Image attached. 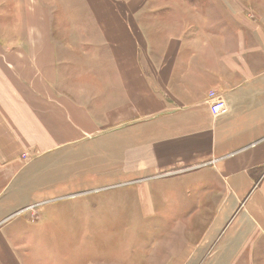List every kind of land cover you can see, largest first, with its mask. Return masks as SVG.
Wrapping results in <instances>:
<instances>
[{
  "label": "crops",
  "instance_id": "crops-1",
  "mask_svg": "<svg viewBox=\"0 0 264 264\" xmlns=\"http://www.w3.org/2000/svg\"><path fill=\"white\" fill-rule=\"evenodd\" d=\"M10 6L0 12V264H264V0H0ZM212 91L228 105L220 116ZM98 156L133 163L120 181L168 184L152 190L170 221L147 255L136 254L142 241L135 255L129 241L123 256L68 252L79 243L48 241L52 221L12 226L37 202L76 196L63 195L67 171ZM70 227L95 239L90 219Z\"/></svg>",
  "mask_w": 264,
  "mask_h": 264
},
{
  "label": "rangeland",
  "instance_id": "rangeland-1",
  "mask_svg": "<svg viewBox=\"0 0 264 264\" xmlns=\"http://www.w3.org/2000/svg\"><path fill=\"white\" fill-rule=\"evenodd\" d=\"M13 9L14 6L0 8V12L12 11ZM18 10L22 11L24 8L18 6ZM5 17V14L4 16L0 15V19H5ZM11 19L7 21L8 24L10 21L12 23L20 21L18 16ZM0 25H6V22L1 21ZM1 40L7 45L12 41V38H3ZM94 164L72 172L67 171V176L71 179V182L64 185L63 195L72 194L76 196L54 203H47L50 199L37 202L30 206L29 211L26 210V214L21 218L15 219L12 222L14 223L12 226L18 223V227L22 229L19 225L23 224L24 219L40 220L42 223L47 222V220L48 222L52 221L51 227L54 230L47 232L43 230L42 233H46L48 241L49 238H58L64 245L66 242L72 243V239L79 243L76 246L72 244L73 248L70 245H67V247L66 245L63 246L68 252L74 250L78 254L101 255L100 257L118 254L123 256V243L129 241L130 246H127V255H135V244L137 241H142L144 244L137 249L136 254L140 257L147 255L152 240L159 238V233H165L166 222L170 221L166 218L167 214L163 212L168 199L152 197V190L164 191L167 189L168 184L164 182L165 180L153 185L147 182L120 181V178L134 177L133 163L130 166L128 165L127 168H120L118 164L112 167H105L102 165L101 156H98V159H94ZM66 174L65 172L64 175ZM142 205L144 209L139 208ZM48 207L56 209L49 210L50 213L45 214L44 209ZM156 209L161 212L160 215L154 213ZM86 219H90L93 222V232L100 236L95 235L94 240L86 237H79L75 240L76 233L71 229L70 224L76 221L81 225ZM104 221L107 228L101 230L99 229V223ZM157 221L159 225L161 224L159 229L156 228V225L154 230H152L151 222L157 223ZM59 222L64 223L62 224L63 228L58 225ZM138 223L139 228L135 229ZM12 226L9 227L11 228ZM162 226L163 229H161ZM81 240H87L93 244L87 247L81 244ZM35 256H38V252H36ZM96 259L97 261H103L101 258Z\"/></svg>",
  "mask_w": 264,
  "mask_h": 264
},
{
  "label": "built area",
  "instance_id": "built-area-1",
  "mask_svg": "<svg viewBox=\"0 0 264 264\" xmlns=\"http://www.w3.org/2000/svg\"><path fill=\"white\" fill-rule=\"evenodd\" d=\"M211 101L210 108L214 116H220L227 112L228 105L223 97L216 91H212L209 95Z\"/></svg>",
  "mask_w": 264,
  "mask_h": 264
}]
</instances>
